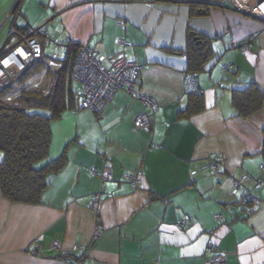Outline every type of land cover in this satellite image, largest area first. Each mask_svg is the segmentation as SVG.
Wrapping results in <instances>:
<instances>
[{
    "label": "crops",
    "instance_id": "crops-1",
    "mask_svg": "<svg viewBox=\"0 0 264 264\" xmlns=\"http://www.w3.org/2000/svg\"><path fill=\"white\" fill-rule=\"evenodd\" d=\"M16 1L0 0V53L28 26L104 56L122 49V36L142 66L139 89L157 109L118 89L101 115L75 108L55 120L50 155L65 153L67 162L48 175L41 202H12L0 190V264H206L215 254L224 264H264V102L242 115L232 101V89L251 82L264 95V21L229 2L23 0L17 14ZM205 40L212 52L195 72L204 108L179 117L190 57ZM31 81L49 83L44 72ZM143 112L154 118L150 130L136 124ZM218 156L225 163L215 175L209 164ZM139 170V182L126 178ZM105 171L112 178L97 211ZM247 191L260 199L253 212Z\"/></svg>",
    "mask_w": 264,
    "mask_h": 264
},
{
    "label": "trees",
    "instance_id": "trees-1",
    "mask_svg": "<svg viewBox=\"0 0 264 264\" xmlns=\"http://www.w3.org/2000/svg\"><path fill=\"white\" fill-rule=\"evenodd\" d=\"M209 3L206 6L227 7L225 2ZM80 46L68 41L63 57L52 60L44 40L43 56L15 82L0 90V190L12 202L40 203L48 175L58 172L67 162L65 153L58 157L50 155L52 124L67 110L76 108L79 91L73 86L71 74ZM9 50H2L0 59ZM211 52L206 40L197 44L196 52L190 57L194 73ZM43 72L49 83L42 86L32 83L31 79ZM188 99L179 117H189L203 110L202 91L188 92ZM232 101L242 115H248L261 108L264 95L257 84L251 82L246 87L233 88Z\"/></svg>",
    "mask_w": 264,
    "mask_h": 264
},
{
    "label": "built area",
    "instance_id": "built-area-1",
    "mask_svg": "<svg viewBox=\"0 0 264 264\" xmlns=\"http://www.w3.org/2000/svg\"><path fill=\"white\" fill-rule=\"evenodd\" d=\"M23 0H17L13 9L17 14L20 13V5ZM178 2H191L200 0H173ZM229 2L232 8L236 11L252 15L254 17L264 20V0H207ZM124 27V22H119ZM44 39H43V38ZM251 35L249 41L244 44L241 49L247 51L250 48L251 41L255 38ZM44 40L47 44L52 43L54 48L50 52L52 60L61 58L62 51H66L65 42L53 41L45 32L43 27L34 28L29 27L27 33L22 40L17 43L11 50H9L0 59V90L15 82L20 75L37 59H40L44 53ZM116 44L122 48L119 52L110 56L97 54L90 46L81 45L75 55L72 65V79L81 83L79 99L77 101L76 109H90L97 115H101L108 103L113 99L115 92L118 89H123L132 97L140 99L144 104L150 106L153 110L157 109V103L145 95L140 89L141 68L142 66L137 61L127 56L125 50L131 45L127 39L122 36L116 38ZM232 64L225 65V70L230 69ZM184 87L187 92L200 91L198 84V74L194 72H187L184 76ZM154 122V118L146 112L141 113L136 124L138 127L150 130ZM225 159L218 156L211 159L209 167L215 175H220L224 166ZM91 172L96 175V169L92 168ZM143 175L142 170L136 173L126 175V178L132 180L134 183L139 182ZM102 191L97 193L94 197L93 207L97 211L100 207L101 196L105 189V181L112 178L109 171H105L102 175ZM249 176H243L241 179L233 181L234 190L243 189L245 181L249 180ZM264 185V178L258 181V186ZM244 201L251 203L250 211H255L256 205L260 199L251 193L245 192ZM218 219L222 216L217 215ZM61 244L58 240L53 241L54 248H60ZM37 245H35V248ZM211 251V248L208 249ZM77 264H82L78 262ZM206 264H224V258L215 254L206 260Z\"/></svg>",
    "mask_w": 264,
    "mask_h": 264
},
{
    "label": "rangeland",
    "instance_id": "rangeland-1",
    "mask_svg": "<svg viewBox=\"0 0 264 264\" xmlns=\"http://www.w3.org/2000/svg\"><path fill=\"white\" fill-rule=\"evenodd\" d=\"M255 39H256V37L253 39V41H254ZM53 48H54V46H53L52 43L48 44L47 50L49 49V50L53 51ZM51 51H50V52H51ZM73 84H74V86H75V88H76V91H79V90L82 88L81 83H79L78 81H73Z\"/></svg>",
    "mask_w": 264,
    "mask_h": 264
},
{
    "label": "flooded vegetation",
    "instance_id": "flooded-vegetation-1",
    "mask_svg": "<svg viewBox=\"0 0 264 264\" xmlns=\"http://www.w3.org/2000/svg\"><path fill=\"white\" fill-rule=\"evenodd\" d=\"M202 1H205V2H218V1H207V0H202ZM245 14V13H244ZM249 15V14H248ZM250 16H252V15H250ZM254 17V16H253ZM255 18H257V17H255ZM258 19H260V18H258ZM262 20V19H261ZM264 21V20H263Z\"/></svg>",
    "mask_w": 264,
    "mask_h": 264
},
{
    "label": "clouds",
    "instance_id": "clouds-1",
    "mask_svg": "<svg viewBox=\"0 0 264 264\" xmlns=\"http://www.w3.org/2000/svg\"><path fill=\"white\" fill-rule=\"evenodd\" d=\"M200 1H202V0H200Z\"/></svg>",
    "mask_w": 264,
    "mask_h": 264
}]
</instances>
